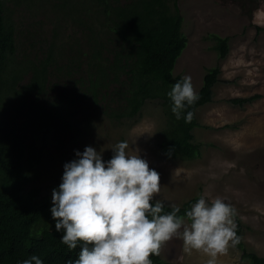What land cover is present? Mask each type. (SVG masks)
Instances as JSON below:
<instances>
[{"label": "trees", "instance_id": "16d2710c", "mask_svg": "<svg viewBox=\"0 0 264 264\" xmlns=\"http://www.w3.org/2000/svg\"><path fill=\"white\" fill-rule=\"evenodd\" d=\"M12 1L0 0V264H20L32 254L44 264H68L78 259L80 246L69 250L61 243L63 232L55 228L49 199L27 188L26 170L39 158L37 153L27 155L31 146L18 134L22 111H28L29 125L47 137L54 124L71 114L68 106L81 92L98 106L104 102V114L119 122L137 118L149 101H158L167 118L161 151L168 159L191 161L201 156L204 146L195 141L194 130L200 126L197 110L213 101L221 69L207 70L199 99L184 110L193 112L192 120H177L167 93L183 77L174 71L188 45L178 0H43V6L48 4L79 37L69 36L71 40L59 47L60 30L54 28L52 41L37 49H42V57L20 52L19 29L8 4ZM209 38L216 42L219 57L226 58L229 37L210 34ZM56 81L67 87L58 90ZM259 98L257 94L229 102L242 107ZM199 196L179 206L178 215H184ZM164 204V211H171L170 204ZM234 219L240 238L236 247L243 259L264 264V257L247 249L242 220L237 215ZM150 259L164 264L160 253Z\"/></svg>", "mask_w": 264, "mask_h": 264}, {"label": "rangeland", "instance_id": "374dc122", "mask_svg": "<svg viewBox=\"0 0 264 264\" xmlns=\"http://www.w3.org/2000/svg\"><path fill=\"white\" fill-rule=\"evenodd\" d=\"M42 3H8L19 29L20 52L40 57L42 49H37L52 41L54 28L60 30L59 47L71 40L69 36L79 37L70 23H64ZM178 4L188 45L176 63L175 75L191 76L198 93L207 70L221 69L213 101L197 110L200 126L194 135L196 142L204 144L201 156L191 161L164 156L159 145L167 118L160 102L149 101L137 118L119 122L104 114V102L98 106L81 92L75 104L68 106L71 114L54 124L47 137L29 125L27 110L20 114L16 125L26 146H31L27 155L37 153L39 158L26 170L27 188L49 199L51 209L52 191L58 189L63 166L76 158V150L82 152L90 145L108 160L113 155L111 149L126 140L128 151L139 152L160 174L157 199L181 206L201 194L207 199L223 198L244 224L247 249L264 257V31L257 30V26L264 28V0H178ZM210 34L229 37L226 58L219 57ZM59 83L54 84L58 90L67 87L66 82ZM257 94L259 99L242 107L229 102ZM48 225L52 227L53 220ZM159 253L164 264H205L208 259L201 252L184 253L183 241L176 237L164 243ZM242 255L241 249L229 246L218 257V264H250Z\"/></svg>", "mask_w": 264, "mask_h": 264}, {"label": "clouds", "instance_id": "9594fccd", "mask_svg": "<svg viewBox=\"0 0 264 264\" xmlns=\"http://www.w3.org/2000/svg\"><path fill=\"white\" fill-rule=\"evenodd\" d=\"M167 96L176 119L190 122L193 112L184 110L199 99L191 76L175 82ZM128 149V142L120 141L104 160L89 145L64 164L50 211L56 230L63 232L61 243L69 250L80 246L78 259L68 264H153L150 257L174 237L182 239L184 253L201 252L208 257L205 264H218V257L240 242L235 208L219 196L201 194L184 215H178L176 204L165 212L164 202L156 198L160 174ZM20 264L44 260L32 254Z\"/></svg>", "mask_w": 264, "mask_h": 264}]
</instances>
